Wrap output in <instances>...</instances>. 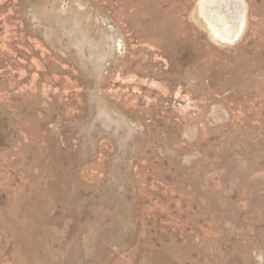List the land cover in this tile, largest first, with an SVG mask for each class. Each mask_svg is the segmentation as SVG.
<instances>
[{
  "label": "rangeland",
  "instance_id": "rangeland-1",
  "mask_svg": "<svg viewBox=\"0 0 264 264\" xmlns=\"http://www.w3.org/2000/svg\"><path fill=\"white\" fill-rule=\"evenodd\" d=\"M201 2L0 0V264H264V0Z\"/></svg>",
  "mask_w": 264,
  "mask_h": 264
},
{
  "label": "bare ground",
  "instance_id": "bare-ground-1",
  "mask_svg": "<svg viewBox=\"0 0 264 264\" xmlns=\"http://www.w3.org/2000/svg\"><path fill=\"white\" fill-rule=\"evenodd\" d=\"M202 2V9L204 12L209 15L210 17H216L219 22H222L223 19L221 16H219L218 10L223 5H226V0H201ZM200 4V3H199ZM239 19V30L237 32H241L244 24V13L240 15ZM223 23V22H222ZM219 33L224 32L228 38H224L225 40L232 41L233 36L236 35V38L239 36V34L236 32V30H232L228 24H224L223 30L218 29ZM235 38V37H234ZM235 40V39H234Z\"/></svg>",
  "mask_w": 264,
  "mask_h": 264
}]
</instances>
